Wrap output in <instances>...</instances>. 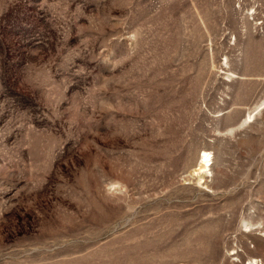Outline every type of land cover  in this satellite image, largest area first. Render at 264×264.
<instances>
[{
    "label": "rangeland",
    "instance_id": "1",
    "mask_svg": "<svg viewBox=\"0 0 264 264\" xmlns=\"http://www.w3.org/2000/svg\"><path fill=\"white\" fill-rule=\"evenodd\" d=\"M254 261L264 0H0V264Z\"/></svg>",
    "mask_w": 264,
    "mask_h": 264
},
{
    "label": "bare ground",
    "instance_id": "2",
    "mask_svg": "<svg viewBox=\"0 0 264 264\" xmlns=\"http://www.w3.org/2000/svg\"><path fill=\"white\" fill-rule=\"evenodd\" d=\"M209 157H210V153H208L207 151L206 152H202V154L200 156L201 162H200V165H199L200 166L199 167V172H198L199 174L200 173L201 174H206V173H208L210 171V169H206V167H209V168L211 167V165L207 164L210 161ZM254 263L257 264L258 262L257 261H254Z\"/></svg>",
    "mask_w": 264,
    "mask_h": 264
}]
</instances>
